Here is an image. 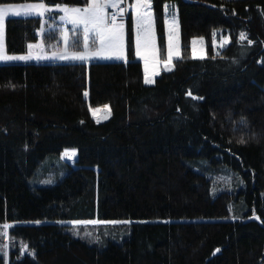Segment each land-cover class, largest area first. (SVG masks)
<instances>
[{"label": "trees", "instance_id": "trees-1", "mask_svg": "<svg viewBox=\"0 0 264 264\" xmlns=\"http://www.w3.org/2000/svg\"><path fill=\"white\" fill-rule=\"evenodd\" d=\"M22 1L38 0L0 3ZM166 2L178 9L182 56L153 84L134 56L132 13L126 61L0 62V223L22 243L7 264H264V0H152L162 52ZM42 20L7 18V50L25 52ZM219 28L230 43L217 53ZM194 36L206 57H192ZM103 105L98 121L91 108ZM72 149L74 164L62 161ZM48 158L66 173L39 185ZM204 159L244 185L213 195L197 171ZM83 219L134 222L101 247L69 230Z\"/></svg>", "mask_w": 264, "mask_h": 264}, {"label": "snow or ice", "instance_id": "snow-or-ice-1", "mask_svg": "<svg viewBox=\"0 0 264 264\" xmlns=\"http://www.w3.org/2000/svg\"><path fill=\"white\" fill-rule=\"evenodd\" d=\"M124 0H86L83 7L69 6L67 3H54L39 0V2L25 3L21 5H3L0 6V61H29L32 59H60V60H80L86 61L91 58H122L125 61L126 57V24L125 14L128 8L121 7ZM129 7L134 11V56L143 60L145 66L146 84H153L155 80L152 78L157 74V68L161 64L165 68L171 70L173 67L174 58L181 57V44L179 37V29L173 16L171 21H166L168 24L166 36V56L164 60L160 59V48L157 44V36L154 28V13L152 10V0H135ZM168 5H165L167 8ZM116 9V12L109 13L108 9ZM53 10H58L63 13L59 17L61 21L66 24H71L73 30L77 28L83 29V50L69 51V32L67 28L62 30L64 48L61 51H52L50 55L43 53V42L39 44H28V52L24 55H8L5 52L3 38L4 25L6 17L12 16H30L39 15L44 17L46 13ZM43 32V29H40ZM96 45L95 48H90L89 41ZM240 39H247L245 33H240ZM229 42V37H224L223 43ZM203 45L204 39L200 37L193 38L191 41L192 54L197 55V44ZM248 43H253L248 40ZM223 46V44H221ZM36 48L40 51L36 54L32 49ZM43 53V54H42ZM201 58L203 55V48L200 50ZM149 67H151L152 75L149 76ZM189 95L191 93L189 92ZM84 96H88V92H84ZM91 107V106H90ZM104 105V108H108ZM93 115L100 109H91ZM75 155V149L66 150L65 155ZM259 219V217H257ZM39 223V221H36ZM73 224H102V223H130V221H72ZM3 227L7 229L10 227L4 224ZM7 233H5L6 235ZM219 251V249H217Z\"/></svg>", "mask_w": 264, "mask_h": 264}, {"label": "rangeland", "instance_id": "rangeland-1", "mask_svg": "<svg viewBox=\"0 0 264 264\" xmlns=\"http://www.w3.org/2000/svg\"><path fill=\"white\" fill-rule=\"evenodd\" d=\"M32 2H39L38 1H22V2H6V3H0V6L3 5H21V4H25V3H32ZM125 2V0H124ZM135 2V0H127L128 5L133 4ZM86 3V2H85ZM84 4L82 5H72L69 4V6H79V7H83ZM63 4V3H62ZM123 4H121L122 6ZM165 5H168L167 8H165ZM164 5V21H165V35L167 36V29H168V24L166 23V21H171L173 16L175 17L176 23L178 25V29H179V37H180V44H181V35H180V22H179V13H178V9L176 4L172 3V2H166ZM132 10V9H131ZM153 10V7H152ZM109 13H113L116 12V9L113 8H109L108 9ZM154 13V11H153ZM131 13L129 12L128 15H130ZM63 15L62 12L58 11V10H53L50 13H46L44 17H41L42 23H41V28L43 29V32L48 28V27H54L56 25H60V31L57 28H53L54 30H48V32L43 34V39L40 37L38 38L37 41H35L37 44L43 42V45L45 46V41L46 43L50 44L51 46H54L53 48H48V49H43V53H46L48 55L51 54L52 51H61L64 48V44H63V37L61 35L62 30L64 28H67L68 32H69V51H82L83 50V29L82 28H77L75 30H73V26L71 24H66L64 21H61L59 19V17ZM33 16H38L39 15H30V16H24V15H20V16H8L5 19V25H4V38H3V44H4V49L5 52L8 55H24L28 52V48L25 52H19V53H11L7 50V46H6V34H5V30H6V20L9 17H33ZM132 17H133V26H134V11L132 10ZM125 17V24H126V57L128 59V34H127V21H126ZM50 19H56L58 20L57 23H50ZM47 23V24H46ZM154 28H155V33L157 36V31H156V25H155V18H154ZM75 35V36H79L80 38H73L71 37V35ZM202 36H194L193 38H197V40H199V38ZM224 37H229V42L227 43H223ZM46 38V39H45ZM192 38V39H193ZM191 39V41H192ZM204 39V43L203 45H200L199 43L197 44V55L193 56L192 54V47H191V55L194 58H201V53L200 50L201 48H203V55L202 58L206 57L207 55V50H206V40ZM45 40V41H44ZM134 40H135V30H134ZM33 42V43H35ZM80 42V43H78ZM230 43V35L229 32L225 31L224 29H216L213 32V45H214V49L215 51L218 53L220 52L225 46H227ZM82 45V47L80 48H73L71 47V45ZM157 44L158 47L159 46V41H158V36H157ZM191 44V42H190ZM221 44H223V46H221ZM89 46L90 48H95V44L91 41H89ZM166 48V47H165ZM40 50L37 49V51H33L32 52L34 54L38 53ZM42 53V54H43ZM166 56V51L162 52L161 48H160V59L164 60ZM181 56H182V45H181ZM137 59H139L142 62L143 65V71H144V78H145V66H144V62L142 59H140L139 57H137ZM174 58L173 60V66H174V62H175ZM37 59H32L29 61H36ZM49 60H56L54 62H69V61H76V60H60V59H49ZM92 60H102V61H109V60H124L122 58H116V57H109V58H91L88 61H92ZM19 61V60H17ZM80 61V60H79ZM0 62H14V61H0ZM26 62V61H23ZM38 62V61H37ZM45 62H52V61H45ZM163 70H168L167 68L164 67L163 64H161L160 66H158L157 68V74L152 77L153 79L159 75ZM152 75L151 72V67H149V76ZM91 109H100V111H97L95 113V115H93V112L91 110V113L93 115V117L100 121V120H104L109 116L110 110L109 108H104L103 106H98V107H93ZM65 151L62 152L60 158L62 161L70 163V164H74V159L76 156V151H75V155H65ZM46 163L43 164L47 165V163L51 162V164H48L49 166L51 165V167H49L48 169H45L42 167L39 168V185H50L54 182H56L59 178H61L65 173H66V166L60 164V163H56L55 164V160L53 159H47L45 161ZM201 163L204 164V169L202 168H197V171H201V172H205L207 174V176L211 179V183H212V188H211V192L213 195H216L217 193H220L222 191H228L231 193H234L236 191H238L240 189L241 186L244 185V181L242 179V177L236 173L235 171H233L232 169H230L229 167H227L226 165H217L214 166L213 164H211L208 160H202ZM54 164V165H52ZM262 196H264V192L262 193ZM232 219L234 218H238V215H232L231 216ZM91 220H97V219H83V220H73V221H91ZM100 221H119V222H125V221H130V223H102V224H73L72 221H67L68 225H69V230L75 234L76 236L88 241L91 244H95L101 247H104L106 245H108L109 242L111 241H122L124 238L127 237L129 230H128V224H131L132 220L130 219H109V220H100ZM4 224H8L10 225V227H8L7 229H5L3 227ZM14 225V223L12 222H3L0 223V249H1V253L5 258L6 264L8 263V259L10 256V252L12 250H17V248H20V246H22V243L20 241H17L16 239H14L11 235H10V229L11 227ZM5 233H7L5 235ZM27 248L25 246H23L22 248V252H27Z\"/></svg>", "mask_w": 264, "mask_h": 264}, {"label": "crops", "instance_id": "crops-1", "mask_svg": "<svg viewBox=\"0 0 264 264\" xmlns=\"http://www.w3.org/2000/svg\"><path fill=\"white\" fill-rule=\"evenodd\" d=\"M57 23L58 22V20H56V19H50V23ZM47 24V23H46ZM53 28H57L59 31H60V28H61V26L60 25H56V26H54V27H48L44 32H41L40 31V29H41V27H40V29H39V31H38V33H39V38L41 37L42 39H43V34L44 33H46V32H48V30H54ZM71 35V37H75V38H80L79 36H75V35H72V34H70ZM45 41V40H44ZM32 44H37L36 42L35 43H32ZM45 46H44V48L43 49H48V48H53L54 46H51L50 44H48V43H46V41H45ZM39 50V49H38ZM33 51H37V49L36 48H33ZM36 61H38V62H45V61H52V62H54V61H56V60H49V59H39V60H36ZM76 61H79V60H76ZM86 62H89L88 60H86Z\"/></svg>", "mask_w": 264, "mask_h": 264}, {"label": "built area", "instance_id": "built-area-1", "mask_svg": "<svg viewBox=\"0 0 264 264\" xmlns=\"http://www.w3.org/2000/svg\"><path fill=\"white\" fill-rule=\"evenodd\" d=\"M121 7L128 8V12L125 14V17H127L128 13L131 11V8L129 7L127 0H125V2L123 3V5Z\"/></svg>", "mask_w": 264, "mask_h": 264}]
</instances>
